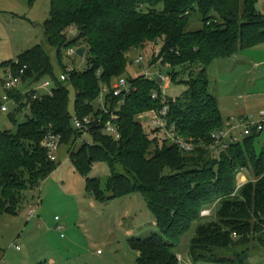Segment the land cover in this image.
I'll use <instances>...</instances> for the list:
<instances>
[{"label": "trees", "instance_id": "1", "mask_svg": "<svg viewBox=\"0 0 264 264\" xmlns=\"http://www.w3.org/2000/svg\"><path fill=\"white\" fill-rule=\"evenodd\" d=\"M256 4L257 0H50L42 30L62 73H67L62 49L88 51L86 71L71 70L65 82L74 90L79 119L94 113L102 87L111 88L124 76L133 50L158 47L160 54L154 61L169 68L187 67V91L174 100L160 93L156 81L143 76L130 79V94L120 98L123 104L115 112L119 140L104 135L102 126L109 117L98 109L96 116L102 118L90 132L93 144L81 145L69 158L76 172L86 178L85 192L98 203L133 193L146 201L160 236L129 241L137 253L135 264H179L175 250L193 225L188 243L192 264H243L254 243L264 248V151L257 156L253 150L259 133L247 136L243 145L236 142L219 153V148L213 150L210 137L222 130L223 123L217 102L209 94L207 75L214 61L264 45V16ZM193 16H198L201 27L189 31ZM16 59L15 73L26 68L23 85L48 78L55 89L50 97L36 100L31 99L32 93L24 98L17 92L8 94L18 103V112L29 110V118L15 132L0 131V214L9 215H16L19 196L28 185L38 187L56 168L40 146L44 136L58 134L60 145L65 141L73 146L82 135L72 126L67 89L55 76L49 55L36 46ZM175 79L173 74L170 81ZM153 93L156 100L151 99ZM116 101L106 95L108 112L116 110ZM163 106L178 134L193 141L191 153L181 152L166 140L158 147L137 121L140 114ZM95 162L106 163L110 170L103 190L97 179H87ZM117 166L124 175L115 173ZM244 172L247 178L237 187V177ZM213 205L217 206L213 215L200 216Z\"/></svg>", "mask_w": 264, "mask_h": 264}, {"label": "rangeland", "instance_id": "2", "mask_svg": "<svg viewBox=\"0 0 264 264\" xmlns=\"http://www.w3.org/2000/svg\"><path fill=\"white\" fill-rule=\"evenodd\" d=\"M49 9L50 0H0V66L5 62L14 61L24 51L41 46L51 59L55 76L59 78L64 74L57 65L55 51L44 41L42 24L49 18ZM256 9L264 16V0H257ZM190 22L189 31L201 27L198 16H193ZM67 35L70 36V33ZM260 48L264 50V45L258 49ZM72 49L75 51L78 48ZM68 50H61V62L66 72L68 69L78 73L85 72L88 68V51L86 50L80 58L76 55L68 56ZM159 52L160 48L152 49L150 46L131 51L122 79L127 82V87H130L129 80L138 76L149 77L156 82L163 78L164 81L158 84V88L164 97L169 100L183 97L187 91V67L169 68L160 60L154 61ZM251 52L252 50H243L232 58L216 60L207 69L208 91L217 102L224 132L228 130V122L232 127L245 120L254 125L259 115L264 113V54ZM138 57H141L142 61L137 65L134 61ZM173 74L176 75L174 82L170 81ZM4 75V69L0 67V107L7 108L5 113L0 111V131L15 132L17 125L25 123L29 118V110L26 108L18 112V103L12 100L3 101L6 95ZM44 82H48L49 87L46 90H38ZM61 84L67 89V109L72 121L76 118L75 93L67 83ZM20 89L24 92L35 90L39 97H50L49 93L55 89V84L46 78L38 84H22ZM102 90L104 91V88L100 89V94L94 102V113L85 116L91 120L101 119L96 116L98 109L102 114L108 109L105 106L106 95L102 94ZM117 119L118 116L111 120ZM136 119L145 134L155 138L160 147L165 141L163 134L157 131L150 134L153 131L147 115L140 114ZM254 133L250 130V135ZM118 134L120 136L119 131ZM82 135L81 142L77 139L73 146H69L65 141V145H60L54 172L38 187L28 185L26 191L20 194L19 205L15 208L16 215L0 214V264H135L137 253L130 248L129 241L160 236L146 201L139 193L107 203H98L87 195L86 178L76 172L69 159L71 153L77 152L81 145L93 144L90 134ZM229 138L236 139L243 145L247 136L243 134L242 129L234 128L228 133L226 140ZM212 148L214 151L218 149L214 144ZM253 150L257 156L264 151V132L253 139ZM220 151L222 150L218 149L217 153ZM115 173L124 175L119 166L115 168ZM110 175L106 163L95 162L87 179H97L103 190ZM241 176L247 178L245 172L238 175L237 187L242 182ZM216 208L217 206L213 205L208 209L210 216ZM30 210H34L32 217H29ZM55 218L58 220L55 221ZM57 226L62 227V231H57ZM194 227L195 225L183 236L175 250L179 264H192L188 257V243ZM252 247L255 249L249 253L243 264H264V248L259 247L257 243Z\"/></svg>", "mask_w": 264, "mask_h": 264}, {"label": "built area", "instance_id": "3", "mask_svg": "<svg viewBox=\"0 0 264 264\" xmlns=\"http://www.w3.org/2000/svg\"><path fill=\"white\" fill-rule=\"evenodd\" d=\"M67 53H68V56L75 55V51L73 49H69ZM141 61H142V58L138 57L134 61V64L138 65L141 63ZM17 65H18V60L15 59L14 61H12L10 65L3 68L4 74H5L4 77L6 81L4 85V90L6 92V95L3 97V101L7 102V101L12 100V102L16 103L15 99L11 98L8 95L11 92H17L21 98H24L26 93H32V97H31L32 100H36L37 98H40L39 96H37L35 90L24 92L20 89V86L23 84L22 76L24 75V71L26 68L22 67L17 73H15L14 69L17 67ZM70 71L71 69H68L67 73L61 74L59 76V81L61 83L62 82L65 83L67 81L68 73ZM145 79L151 81L149 77ZM160 80L161 82L164 81L163 78ZM48 87H49V83L44 82L39 86L38 90H46ZM103 88H104V91L102 90L103 91L102 94L110 95L113 99H117V104H116L117 107H120L123 104V100L120 98H125L126 96L130 94V91H131V87H127V82L124 79H122V77L116 79L112 83L111 88L102 87V89ZM166 88L167 87H164V89ZM51 94H52V91L49 93V95ZM151 99L156 100L157 94L153 93L151 95ZM0 111L2 113H5L7 112V108L2 106L0 107ZM116 111L117 110H114V112H111V111L108 112V110L106 109V111H104L103 113L105 116L109 117V120L106 121L102 127L103 133L109 138H112L113 140H119L120 138L118 134L117 126L113 122L115 120H111L112 118L115 119ZM145 114L149 118V123L152 126V131H157L163 134V137L167 141L168 144L176 146L183 153H191L194 150L195 146H194L193 141L190 139L186 140L181 135H179L175 124L169 121L168 116H167L168 114L167 106H163L162 108L158 110H151L150 112L145 113ZM92 120L89 117H84L81 119L76 117L71 121V123H72L73 128L76 131H79L81 133L83 132L84 134H90L93 128L101 124V119H97V121L95 120L92 121ZM114 125L116 126V128ZM226 128L228 129L226 132L220 130V131L212 133L210 137L212 144L216 145L221 150H226L229 144H234L238 142L236 139L232 140L231 138H229L228 141L226 140L228 137V133H230V131H233L234 128L242 129L243 134L245 136H250V130H252L255 133L264 132V113H261L259 115L258 121L254 125L250 124L247 120H245L244 122L242 121L240 124H238L236 127H232L230 122H228L226 124ZM82 136L83 135H81V137ZM80 140L81 138H79V141ZM60 143H61V137L58 134L49 132L44 136L43 140L40 143V146L45 152L46 158L49 161L55 162L57 160V153L59 151ZM244 181L240 182L239 185L243 184ZM32 215H34V210L29 211V217H32ZM208 216H210V210L207 209L201 212V217H208ZM57 220L58 219L55 218V221ZM56 230L60 232L62 231V227L57 226Z\"/></svg>", "mask_w": 264, "mask_h": 264}, {"label": "crops", "instance_id": "4", "mask_svg": "<svg viewBox=\"0 0 264 264\" xmlns=\"http://www.w3.org/2000/svg\"><path fill=\"white\" fill-rule=\"evenodd\" d=\"M259 47H261V45L255 47V48L250 49V50H252L251 53H253V54H264V50H262V48L258 49ZM24 52H25V51H24ZM21 54H22V53H21ZM8 62H9V61H8ZM5 63H6V62H5ZM240 179H242V181L245 180V178L242 177V176L240 177Z\"/></svg>", "mask_w": 264, "mask_h": 264}, {"label": "water", "instance_id": "5", "mask_svg": "<svg viewBox=\"0 0 264 264\" xmlns=\"http://www.w3.org/2000/svg\"><path fill=\"white\" fill-rule=\"evenodd\" d=\"M75 34H76V30L73 31L72 35H75ZM75 55L82 58L84 55V50L82 48H78L77 50H75ZM157 83L158 84L161 83V80L159 79Z\"/></svg>", "mask_w": 264, "mask_h": 264}]
</instances>
